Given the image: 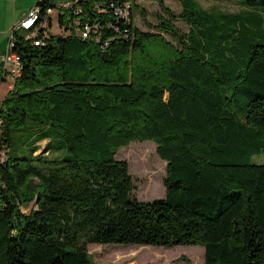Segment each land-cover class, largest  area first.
I'll list each match as a JSON object with an SVG mask.
<instances>
[{
    "label": "trees",
    "instance_id": "16d2710c",
    "mask_svg": "<svg viewBox=\"0 0 264 264\" xmlns=\"http://www.w3.org/2000/svg\"><path fill=\"white\" fill-rule=\"evenodd\" d=\"M179 1L188 33L162 0L163 34L135 25L137 0H39L67 33L13 30L0 264H93L92 243L202 245L205 264H264V164L252 161L264 151V0L238 13ZM28 121L27 152L13 154ZM133 141L155 142L167 162L164 197L134 195L116 156Z\"/></svg>",
    "mask_w": 264,
    "mask_h": 264
},
{
    "label": "rangeland",
    "instance_id": "374dc122",
    "mask_svg": "<svg viewBox=\"0 0 264 264\" xmlns=\"http://www.w3.org/2000/svg\"><path fill=\"white\" fill-rule=\"evenodd\" d=\"M36 0L31 7L38 3ZM208 11L224 12H246L248 7L244 5L245 0H196ZM13 3V2H12ZM162 3L173 11L177 17L174 22L176 27L184 33L189 32V25L180 17L183 5L179 0H162ZM26 5L24 0H19L18 5ZM11 5V3H10ZM6 4L5 8L10 6ZM11 8V7H10ZM264 16V7H254ZM134 23L143 31L158 30L159 20L157 14L162 12L159 0H137V7L133 5ZM153 24H156L152 26ZM154 27V28H152ZM25 30H19L23 34ZM52 34L64 35L67 30L61 28L57 16L54 17L52 25L48 28ZM165 35V34H164ZM166 38L175 43L172 38ZM11 37L9 33L8 41ZM13 66L9 78L13 79ZM38 126L28 121L22 125L21 130L13 132L12 150L13 154H24L27 152L26 141L31 137L32 132L27 127ZM62 143L54 140L52 149H57ZM45 146V141L41 142ZM64 149H62V152ZM40 151H38L39 153ZM55 156L50 154V157ZM117 158L128 162L129 172L133 178L135 189L134 195L141 201H151L165 196L166 187L164 180L166 177L167 162L157 153V145L153 141H133L129 145L121 147L117 153ZM254 163L264 164V151L255 155ZM34 203L22 207L24 213H29L34 207ZM93 264H205V248L202 245H177L174 247L149 246V245H120V244H96L88 245Z\"/></svg>",
    "mask_w": 264,
    "mask_h": 264
},
{
    "label": "crops",
    "instance_id": "0c3cea01",
    "mask_svg": "<svg viewBox=\"0 0 264 264\" xmlns=\"http://www.w3.org/2000/svg\"><path fill=\"white\" fill-rule=\"evenodd\" d=\"M18 1L19 0H0V101L7 95L14 82V78H9L8 71H6L3 64L4 55L8 50L9 33L13 26L36 5L31 7L36 0H24L26 5L24 4L22 6L18 5ZM7 3H9V5L11 3V5L5 8Z\"/></svg>",
    "mask_w": 264,
    "mask_h": 264
},
{
    "label": "built area",
    "instance_id": "2783aa9c",
    "mask_svg": "<svg viewBox=\"0 0 264 264\" xmlns=\"http://www.w3.org/2000/svg\"><path fill=\"white\" fill-rule=\"evenodd\" d=\"M55 2L59 7H67L69 5L68 0H50ZM58 9L57 7H49L46 9L45 13H42L40 7L35 5L28 13L25 15L17 24L13 26L11 29V37L9 39L8 50L3 58V64L9 73H11L10 69L13 66L12 74L14 78L20 74L21 64L19 62L18 56L12 52V38H13V30H33L39 28V25L43 28H49L55 16H57ZM124 12V11H123ZM27 38L34 36V33L27 34ZM41 42L36 40L35 44L39 45Z\"/></svg>",
    "mask_w": 264,
    "mask_h": 264
},
{
    "label": "water",
    "instance_id": "95a60500",
    "mask_svg": "<svg viewBox=\"0 0 264 264\" xmlns=\"http://www.w3.org/2000/svg\"><path fill=\"white\" fill-rule=\"evenodd\" d=\"M104 55L106 56V52H104Z\"/></svg>",
    "mask_w": 264,
    "mask_h": 264
}]
</instances>
